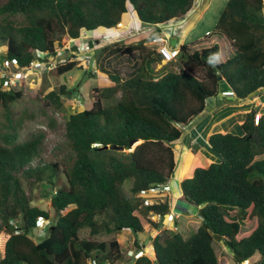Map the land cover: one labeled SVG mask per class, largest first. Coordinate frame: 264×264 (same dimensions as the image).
Segmentation results:
<instances>
[{
  "label": "trees",
  "instance_id": "1",
  "mask_svg": "<svg viewBox=\"0 0 264 264\" xmlns=\"http://www.w3.org/2000/svg\"><path fill=\"white\" fill-rule=\"evenodd\" d=\"M193 5L194 0H0V44L8 46L5 56L26 65L41 52L55 53L62 38L79 39L83 29L102 32L116 27L130 11L144 25L154 26L189 13ZM216 33L231 41L232 57L219 61L223 44L194 51L183 45L177 61L168 62L161 77L146 66L153 69L162 56L143 42L104 47L111 48V55L139 51L143 69L125 80L102 69L114 84L95 90L93 105L71 114L65 123V137L76 153L71 165L43 157L44 131L21 140L25 122L35 115H16L13 104L23 97L21 90H0V234H10L0 264H91L94 258L118 263L125 259L123 244L116 237L107 241L99 236L125 229L138 233L160 229L162 222L154 221L151 214L164 218L171 212L169 201L147 205L142 191L173 177L178 161L172 143L181 140L183 128L206 111L222 82L241 101L264 88V0H228ZM78 63L60 62L54 73L69 74ZM43 79L40 93L46 107L64 111L63 99L70 90L64 84L50 90L46 73ZM119 91L117 103L104 104ZM259 110L248 111L243 135L228 130L208 138L211 130L227 131L236 119L241 127L245 112L242 119L211 127L203 143L222 156L220 162H213V151H205L206 163H202L195 144L183 168L181 164L185 200L203 205L197 231L185 237L162 229L152 242L153 256L127 257L126 263L222 264L214 248L218 239L240 262L264 264V113L257 124ZM50 125L57 127L53 119ZM61 169L67 184L56 187L51 196L55 222L37 242L32 237L37 222H49L51 213L32 205L26 180L55 187L53 179ZM222 208L232 209L230 216ZM242 225L250 229L242 232Z\"/></svg>",
  "mask_w": 264,
  "mask_h": 264
},
{
  "label": "rangeland",
  "instance_id": "2",
  "mask_svg": "<svg viewBox=\"0 0 264 264\" xmlns=\"http://www.w3.org/2000/svg\"><path fill=\"white\" fill-rule=\"evenodd\" d=\"M216 2H219V0H214L213 8L207 15V18H206L207 21L205 19L204 25L206 26L209 25V26L206 28L202 27L201 29H198L197 30L198 34L203 35L207 29H210L212 30L213 35L215 34V36H217L216 31L213 30L215 28V21H216L215 17H218V15H221L220 13L223 12L224 7L220 8V5H217ZM170 23H172V21L163 23L161 25H168ZM121 31H122V26L117 31H115L113 34L118 35ZM98 34L100 35V33ZM96 39H100L99 41L100 46L97 45L99 43L96 42ZM112 39H115V37L111 39L103 38V37H97V38L89 37L87 39L76 42L78 45H81V49H79L78 46H76L77 49H73L74 52L87 53V52H90L91 49H93L94 60H95L93 67L89 68L88 65L85 64L86 61L83 59L82 61L77 60L79 62L77 68L72 70L69 74L57 76L54 73L55 68L51 72H45L46 79H48L51 82L52 87L50 88V90L53 87L59 86L62 84H64L70 90L69 96L64 97L63 99L65 103L64 111H61V110H58L52 107L50 108L46 107L43 101V96L40 93L42 85L44 83V79H43L44 74L42 76L41 74L37 75V74L30 73L28 74V77L26 79L22 78L20 82L16 86H14L17 90H21L23 92V97L18 99L13 104V109L16 115L24 114V113H27L28 115L30 114L35 115V118L28 119L25 122L24 127L21 131V140L25 141L33 133L44 131L46 133V138L42 145L41 152L43 154V157L47 161L58 162L59 164L65 163L67 165L72 164L76 153L68 145V141L65 137V123L71 114H74L76 112H79L87 108H90L93 105V102L96 96L95 90L102 89L108 86H112L114 84V82L111 81L109 76L105 74L102 71V69H107L111 71L113 74L120 75L121 77L122 75H124V77H128L130 73L136 70L135 68L138 67L139 62H141V57L138 51H135L131 54H125V53L120 52L115 55H111V53H108L107 50H104L103 48L106 45L113 44L116 41L114 40V41L109 42ZM107 42L109 43L107 44ZM63 44H66V40L61 41L60 45H63ZM203 46H207V43L204 44ZM198 47H202V45H199ZM225 56H226V53L222 52L219 55V61H225L224 60ZM69 58L71 59V57ZM94 60H92V62H94ZM162 63L163 62H159V64H162ZM159 64L156 63L155 67ZM95 71H97V73H94ZM152 74L154 73L152 72ZM221 85H222V88H225L226 86L225 82H222ZM120 96H121V92L119 91L111 99H104V104L107 106L114 105L115 103H117ZM219 98L216 97L208 101L206 111L202 113V116H206V115L209 116V111L213 107L212 105L213 103L215 105L219 104L220 106L221 99ZM250 98L254 99L253 96H249L248 99L245 100L242 104L247 105ZM250 106L249 108H246V109L251 110L253 108H259L261 112H264V107L262 108V105L259 107H250ZM43 109L47 110L48 114H44L42 112ZM50 119L55 120L57 127L53 128L50 125ZM2 121H3V114H2V108L0 105V122ZM244 121H242L241 125L244 123ZM216 122L212 123L209 126V128L212 127ZM209 128L207 129L204 135L200 136L201 141H197V139L190 140L191 136L188 135V126H187L183 128V136L181 140L178 142L172 143V146L176 151L178 169L175 171L172 177V180H171V184L173 187L172 193L171 194L167 193V195H169V199L172 202V205H171L172 212L174 211V209H178L179 214H178V217L174 221H167L166 219L164 221L165 222L164 225L161 226L162 227L161 229H165V228L171 229L176 232H181L185 237H188L190 235H193L197 231L198 227L202 224L203 217L201 216L200 208H202L203 205L201 207L199 206L200 207L199 208L197 205L187 202L184 199V197L181 198L179 196L180 194L181 195L183 194L181 183H180L181 178L179 176V172L181 170V164L183 163L182 164V168H183L185 159L189 155V152H192L193 146L195 144L199 145V150L197 151V155L199 152L205 150V147L200 142H204L206 140V136L209 131ZM218 129L220 128H216L217 131L221 132L222 129L220 130ZM228 130L232 131V133L240 130V121L236 119L233 123H230V127L227 128V131ZM131 149L132 148L121 150L119 152H125V151L129 152L131 151ZM206 152L199 154V158L202 161V163L204 162L206 163L205 161L206 154H207ZM208 166L209 164L205 167H208ZM53 180L56 185L55 187H53L52 184H49L47 182L37 183V182H34L33 179L26 180L27 193L31 198L32 205L39 206L45 210H49L51 213V220L48 223H45V227L43 228L38 227L32 233L33 239L37 242L43 240L46 237L47 229L49 225L55 222V218H54L55 211L53 210L51 206V196L55 192L56 187L65 186L67 184V178L63 170L61 172H58L57 176ZM127 188H129V184L126 185V189ZM167 195L165 193H160L158 195L157 194L151 195L148 198V200L152 201L151 199H153L154 201H160L162 198L168 197ZM146 196L148 197L149 195L147 194ZM179 200L180 202H178ZM222 210L227 216H230V214L232 213L231 212L232 209H229V208H222ZM62 213L64 212H61L60 214ZM249 229L250 228H247L244 225H242L241 227L242 232H245ZM158 231L159 230H154L153 231L154 234H153L152 231L148 233H138L131 229H125V230L120 231L116 235H108V234L101 235L99 236V239L108 241L112 239L113 237H116L123 244V250H124L125 255L127 253L126 251L129 248H132L138 251L141 250L143 254H149L153 256L151 239L156 233L158 234ZM214 248L222 264H250V260L240 262L234 256L231 250L223 243V241L215 239ZM3 255H4L3 252L0 250V260L3 258ZM256 260H257V257L252 259V261H256Z\"/></svg>",
  "mask_w": 264,
  "mask_h": 264
},
{
  "label": "crops",
  "instance_id": "3",
  "mask_svg": "<svg viewBox=\"0 0 264 264\" xmlns=\"http://www.w3.org/2000/svg\"><path fill=\"white\" fill-rule=\"evenodd\" d=\"M227 1L228 0H219V2H216V4L220 5V8H223V7H225ZM213 4H214V0H194L193 8L190 10V12L187 15H181V16L174 18L173 20H171L172 23H170L168 25H161V24L154 25V26L144 25L139 20V18L132 11H130V12L126 13L123 17L122 31L118 35L115 34V36H114L115 39H112L109 42L116 40L119 47H127L128 45H131V44H140L141 42H145V40H147L151 34L159 32L166 37V39L168 41V45H170L171 47H174V48H178V49H180L181 46H183V45H189L192 47V50L194 51L195 48L196 49L200 48V47H198L199 45H202V47H208V46H212L214 44H220V45L223 44L224 48L221 50L220 54L222 52H225L226 56L224 57V60H226L235 54V48L233 47L231 41L225 35L217 34V36H215V34L213 35V33L208 34L207 32H209V31L212 32V30H210V29H207L203 35L197 33L198 29H201L202 27L206 28L209 26V25H207V26L204 25V23H205V19L207 18L208 13L213 8ZM220 14H222V13H220ZM220 16L221 15H218V17L214 16L216 18L215 28L213 29L214 31H216V26H217V23H218ZM206 21H207V19H206ZM96 40H97L96 42L99 43L100 39H96ZM109 42H107V44ZM206 43H207V46H203ZM97 45L100 46V43ZM107 46L110 47L109 44L106 45L105 47H107ZM147 49L151 50L152 47L147 46ZM110 51H111V48H109L108 53H110ZM139 54H140V52H139ZM166 64H167L166 62H163L162 64H159L156 67L154 66L153 69L149 66H146V67H147V70L150 69L149 71H151V74L153 72L154 76L161 77L167 72V69H166L167 67H165ZM138 68L143 69L141 62H139L138 67L135 68L136 70H134V72H132V73L138 72ZM132 73H130V75ZM130 75L128 77H130ZM128 77H124V75H122V80H125ZM225 88H226V86H225ZM219 97H221V96H219ZM219 97H217V98H219ZM219 99H221L220 106H219V104L215 105L213 103L212 104L213 107L209 111V116L208 115H206V116L200 115L197 119H195V121L192 124H190L188 126V135L191 136L190 140H196L197 139V141H201L200 136L204 135L205 132L207 131V129L209 128V126L218 120H221V121L215 123L213 125L214 128L217 126L220 127L222 125L221 123H224L223 125H225L227 123V121L232 120L234 118L242 119L243 112H245V117H246L247 112L250 110V109L248 110L246 108H249L250 105H251L250 107H259L261 102H263L264 97H260L256 100L250 98L249 102L247 103V105H249V106H247L246 104H238L235 102V100L229 99L225 96H222ZM245 117H244V119H245ZM210 128H209V130H210ZM218 130H220V129H218ZM218 132L219 131H217V130H212L209 133V135L207 133L208 138L212 134L218 133ZM227 132H230V131L221 130V133H227ZM233 133L238 134V135H243L244 130L242 129V125L240 127V130L233 132ZM206 138H207V136H206ZM200 143L205 147V150L199 152L198 154H201L205 151H209V152L213 151L215 153V156H213L215 158V160L213 162H220L221 161L222 156L219 153L214 151L208 144L205 145L203 142H200ZM213 162H211V163H213ZM211 163H209V165ZM181 181H182V179L180 180V183H181ZM172 190H173V187H172ZM179 196L181 198L184 197L183 194L182 195L180 194ZM178 202H180V200ZM174 211H175V209H174ZM175 212H178V209ZM153 234H154V232H153ZM156 235H157V233L153 236V238L151 239V242L153 241V239L155 238ZM9 237H10V234L7 232H2L0 234V250L3 252V254H5V246H6V242L9 239ZM3 241H4V243H3ZM152 251H154V250L152 249Z\"/></svg>",
  "mask_w": 264,
  "mask_h": 264
},
{
  "label": "built area",
  "instance_id": "4",
  "mask_svg": "<svg viewBox=\"0 0 264 264\" xmlns=\"http://www.w3.org/2000/svg\"><path fill=\"white\" fill-rule=\"evenodd\" d=\"M122 26V23H119L116 27L117 30ZM107 32V31H106ZM210 32H208L209 34ZM109 34V33H107ZM96 34L91 33L90 31L83 30L82 34L80 36L81 40L87 39L89 37H95ZM74 39H68L66 40V44L60 45L59 42H57V48L55 53L48 54V53H39L38 56L31 61L29 64L23 65L20 62L9 58L7 56L0 57V90H6L10 89L11 87L16 86L22 78H27L28 74H43L47 71L53 70L59 62H65L73 59H84L86 61V65L88 67L94 66L95 60H94V54L93 53H84V52H78L77 54H74L72 51V45L74 43ZM148 45L156 47L157 51L163 56V59L165 61H173L178 58L179 55V49L178 48H172L167 44V39L161 34H157L150 38V40L147 42ZM0 55L2 52H7V47L5 45L0 46ZM84 55V56H82ZM71 57V59L69 58ZM94 60V62H92ZM223 96L227 97H236V92L232 89L224 90L221 93ZM264 97V89H260L257 94L254 96V100ZM264 107V100L261 102L260 106ZM262 116V113L259 111L256 113L255 116V122L258 124L260 121V118ZM170 189V185L167 184H161L158 186H155L149 190L142 191V194H160ZM149 197L146 198L145 204H152L153 200H148ZM152 218L154 220H160V215H152ZM166 218L169 221H173L175 219V216L173 214H169L166 216ZM40 226H44V221H39ZM16 224V222H13ZM141 253V254H139ZM143 253L141 251H135L134 249H128L125 259L130 256H136L139 257ZM124 259V260H125ZM113 263L109 262L107 260H99V259H92L91 264H128L125 261Z\"/></svg>",
  "mask_w": 264,
  "mask_h": 264
},
{
  "label": "clouds",
  "instance_id": "5",
  "mask_svg": "<svg viewBox=\"0 0 264 264\" xmlns=\"http://www.w3.org/2000/svg\"><path fill=\"white\" fill-rule=\"evenodd\" d=\"M120 23H122V27H123V21L122 22H120ZM119 24V23H118ZM117 24V25H118ZM117 27V26H116ZM116 27H114V28H111V29H107V30H103L102 32H91V33H93V34H96V36L95 37H93V38H97V37H103V38H105L104 36H106L107 38H112V37H114L115 36V34H113L115 31H117V30H113V29H116ZM84 30V29H83ZM82 30V31H83ZM88 31V30H87ZM107 31V32H106ZM112 31V32H111ZM210 32V31H209ZM98 33H100V35L98 34ZM107 33H109V34H107ZM208 33V32H207ZM212 32H210L209 34H211ZM82 34V33H81ZM113 34V35H112ZM157 34H161V33H159V32H156V33H154V34H151L149 37H148V39L147 40H145V42H143L144 43V45L147 47V46H150V45H148L147 44V42L150 40V38L151 37H153V36H155V35H157ZM102 35V36H101ZM161 35H163V34H161ZM164 36V35H163ZM165 37V36H164ZM62 40H68V39H66V38H62V39H60V40H58V42L59 43H61V41ZM75 41H74V43H73V45L77 42V41H81V39L79 38V39H74ZM167 44H168V41H167ZM1 45H5V44H0V46ZM73 45H72V51H73ZM78 45V44H77ZM6 47H7V52H2V54L0 55V57H5V55H7L8 54V46L7 45H5ZM79 47H80V49H81V45H78ZM170 46V45H169ZM150 47H152V46H150ZM171 47V46H170ZM1 48V47H0ZM57 48V47H56ZM172 48H174V47H172ZM152 49H153V51H155L156 53H158V54H160L158 51H157V49H156V47H152ZM151 49V50H152ZM179 51H180V49H179ZM74 52V51H73ZM78 52H74V54H77ZM87 53H93L94 54V52H93V49H91V51L90 52H87ZM161 55V54H160ZM220 55V54H219ZM162 56V55H161ZM179 56V55H178ZM8 57V56H7ZM10 58V57H9ZM230 58V57H229ZM178 59V58H177ZM177 59L176 60H173V62L174 61H177ZM73 60H81L82 61V59L80 58V59H73ZM70 61V60H69ZM72 61V60H71ZM162 62H166V63H168V62H172V61H165L164 59H163V56H162ZM60 63V62H59ZM90 67H93V66H90ZM89 67V68H90ZM52 71V70H51ZM51 71H47V72H51ZM94 73H97V71H95ZM44 74V73H43ZM43 74H41L42 76H43ZM222 84V83H221ZM226 84V83H225ZM11 88H15V87H11ZM228 89H232V88H229V87H227L226 86V88H222V85H221V87H220V90H219V92H218V96L217 97H219V96H223L221 93L224 91V90H228ZM262 89H264V88H262ZM7 90V89H6ZM232 90H234V89H232ZM235 91V90H234ZM121 92V91H120ZM256 94H257V92H256ZM256 94H254L253 95V98H254V96L256 95ZM225 97H227V96H225ZM227 98H229V99H233V100H237L238 98H237V94H236V97H227ZM238 100H240V99H238ZM244 101H241L240 100V102L238 103V104H242ZM260 106V105H259ZM262 108H263V106H262ZM260 112H261V110H259ZM258 111V112H259ZM262 113V115H263V113L264 112H261ZM262 117V116H261ZM185 128V127H184ZM171 180H172V178L168 181V182H166V183H164V184H169L170 185V189L169 190H167V191H165V192H163V193H165L166 195H167V193L168 194H170V193H172V184H171ZM163 184V185H164ZM159 185H161V184H159ZM151 189V188H150ZM149 196L148 197H150L151 195H156V194H152V193H150V194H148ZM158 195V194H157ZM143 196H145V200H146V198H147V196L146 195H144L143 194ZM168 197H164V198H162L160 201H154L153 199V203H157V202H162V201H166V200H168L169 201V204H170V206L172 205V202H171V200L169 199V195H167ZM185 199V198H184ZM152 203V204H153ZM148 205V204H147ZM177 209H175V211H176ZM201 210V209H200ZM175 211H173L172 212V209H171V212L170 213H168L167 215H169V214H173L174 216H175V219L178 217V212H175ZM201 213V212H200ZM152 215H154V213H152L151 214V218H152ZM155 215H159V214H155ZM167 215H165V217L163 218L161 215V219L160 220H154L153 218V220L154 221H156V222H162V225L161 226H163L164 225V221L167 219L166 218V216ZM174 219V220H175ZM173 220V221H174ZM39 221H44V226H40V222ZM167 221H169L168 219H167ZM45 223H48L46 220H44V219H40V220H38V222H37V226L38 227H41V228H43V227H45ZM166 223H168V222H166ZM162 227H160V229H159V232L162 230L161 229ZM199 228V227H198ZM166 229V228H165ZM154 231V230H153ZM174 231V230H173ZM158 232V233H159ZM156 237V236H155ZM154 240V239H153ZM153 242V241H152ZM151 246L153 247L152 249L154 250V246L152 245V243H151ZM129 249H132V248H129ZM128 251V250H127ZM126 251V252H127ZM135 251H138V250H135ZM139 251H141V250H139ZM142 252V251H141ZM143 255V254H142ZM130 257H133V256H130ZM134 257H136V256H134ZM136 258H138V257H136Z\"/></svg>",
  "mask_w": 264,
  "mask_h": 264
},
{
  "label": "water",
  "instance_id": "6",
  "mask_svg": "<svg viewBox=\"0 0 264 264\" xmlns=\"http://www.w3.org/2000/svg\"><path fill=\"white\" fill-rule=\"evenodd\" d=\"M235 102H236V103H239V102H240V100H238V99H237ZM200 212H201V210H200ZM216 237H217V238H219V236H218V235H217Z\"/></svg>",
  "mask_w": 264,
  "mask_h": 264
}]
</instances>
